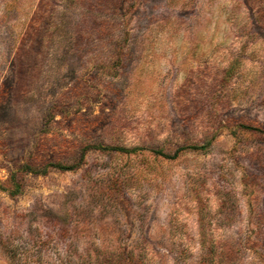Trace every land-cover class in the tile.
Wrapping results in <instances>:
<instances>
[{
    "label": "rangeland",
    "instance_id": "1",
    "mask_svg": "<svg viewBox=\"0 0 264 264\" xmlns=\"http://www.w3.org/2000/svg\"><path fill=\"white\" fill-rule=\"evenodd\" d=\"M122 256L264 264V0H0V264Z\"/></svg>",
    "mask_w": 264,
    "mask_h": 264
},
{
    "label": "trees",
    "instance_id": "2",
    "mask_svg": "<svg viewBox=\"0 0 264 264\" xmlns=\"http://www.w3.org/2000/svg\"><path fill=\"white\" fill-rule=\"evenodd\" d=\"M189 148L196 149V148H199V147H197V146H189ZM176 152L174 154H163V155L166 158H174L175 155H176ZM49 165L56 166V167H59V168H65L64 166H60V165L58 166L57 164H49ZM130 259H131L130 256H124V257L122 256V258H121L122 262L119 263L117 261V263L118 264H130Z\"/></svg>",
    "mask_w": 264,
    "mask_h": 264
}]
</instances>
